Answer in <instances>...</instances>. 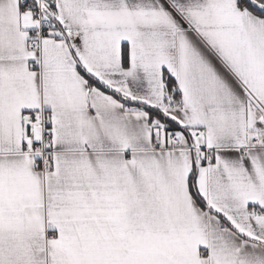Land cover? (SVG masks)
<instances>
[{
  "label": "snow or ice",
  "instance_id": "obj_1",
  "mask_svg": "<svg viewBox=\"0 0 264 264\" xmlns=\"http://www.w3.org/2000/svg\"><path fill=\"white\" fill-rule=\"evenodd\" d=\"M0 264H264V0H0Z\"/></svg>",
  "mask_w": 264,
  "mask_h": 264
}]
</instances>
